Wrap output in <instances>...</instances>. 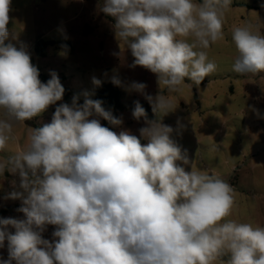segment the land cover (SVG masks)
<instances>
[{
	"label": "clouds",
	"instance_id": "1",
	"mask_svg": "<svg viewBox=\"0 0 264 264\" xmlns=\"http://www.w3.org/2000/svg\"><path fill=\"white\" fill-rule=\"evenodd\" d=\"M12 0H0V152L14 139L13 128L62 101L58 74L42 82L25 47L9 41ZM232 0H104L101 11L115 19L118 41L136 66L155 74L161 93L132 82L127 91L144 95L158 116L174 111L170 95L185 81L200 85L217 70L208 49L224 39V17ZM14 38V37H13ZM238 53L233 71L264 73V32L236 26ZM66 47V46H65ZM111 82L123 86L113 76ZM92 84L102 81L92 78ZM60 103L50 123L29 127L26 148L0 158V176H19L3 198L19 200L23 219L0 218V264H264V226L231 219L232 186L217 175L186 171V150L174 129L148 120L135 102L132 116L144 118L140 137L119 133L123 118L103 101L83 93ZM178 127H183L177 121ZM141 138L147 141L141 142ZM54 225L53 240L42 233ZM14 229V233L9 229ZM227 257V259H224Z\"/></svg>",
	"mask_w": 264,
	"mask_h": 264
},
{
	"label": "rangeland",
	"instance_id": "2",
	"mask_svg": "<svg viewBox=\"0 0 264 264\" xmlns=\"http://www.w3.org/2000/svg\"><path fill=\"white\" fill-rule=\"evenodd\" d=\"M103 3L104 0H12L10 38L6 43L25 47L40 70L42 82L46 83L51 78L50 72L55 71L69 95L64 94L62 101L49 106L41 115L15 125L14 139L0 152V158L26 148L29 127L50 123L60 103L71 105L73 96L84 101L85 91L94 99L97 87L92 84L93 77L102 84L111 83L113 76L122 81L119 88L125 109L119 117L123 118V124L114 129L117 133L129 130L140 137L139 129L147 125L144 119L133 118L132 107L136 101H148L138 92L127 91L126 86L132 82L145 83L146 93L154 97L161 89L155 74L140 66L129 67L134 57L118 41L113 27L115 19L101 11ZM244 24L264 32V0H232L224 17V39L208 49V58L215 61L217 70L200 85L186 80L177 93L168 94L164 90L176 109L157 119L174 129L172 138L182 152L186 150L190 163L180 162L186 171L193 168L217 175L232 186L235 206L230 218L264 226V73L239 75L233 71L238 53L232 30ZM39 40L68 41L72 50L56 45L49 47L47 56L41 58L35 52ZM91 118L100 119L103 125L102 118ZM178 120L183 127H178ZM141 142L147 141L141 138ZM13 181L18 185L19 176H7L6 172L0 176L3 197L13 188ZM16 204L2 199L0 209L16 208ZM14 213L21 219L22 213ZM46 229L52 235L55 226ZM0 259H8L1 248Z\"/></svg>",
	"mask_w": 264,
	"mask_h": 264
},
{
	"label": "trees",
	"instance_id": "3",
	"mask_svg": "<svg viewBox=\"0 0 264 264\" xmlns=\"http://www.w3.org/2000/svg\"><path fill=\"white\" fill-rule=\"evenodd\" d=\"M62 44L65 48L68 50H72V45L68 41H46V40H39L35 44V52L36 54L41 57L45 58L47 56V50L49 47H53L56 45ZM32 63L34 64L33 60L31 59ZM40 72V70H39ZM41 75V73H40ZM44 81H46L45 77H42ZM64 94L69 95V92H66ZM99 99L103 101V107L106 110H111L113 114L117 117H119L120 112H122L125 109V106L123 104V93L121 92L119 86L114 85L111 83H103L101 86L96 88L94 100ZM84 101L78 99L79 104H83ZM141 106L145 109L147 114L148 120H157L158 115L154 114L152 112L151 105L149 102H143L140 103ZM135 106L132 107V112L134 110ZM144 119V118H142ZM103 126L110 128L112 131H115L114 126L110 125L106 120L103 119ZM2 212H0L1 215ZM224 259H227V257H224Z\"/></svg>",
	"mask_w": 264,
	"mask_h": 264
},
{
	"label": "crops",
	"instance_id": "4",
	"mask_svg": "<svg viewBox=\"0 0 264 264\" xmlns=\"http://www.w3.org/2000/svg\"><path fill=\"white\" fill-rule=\"evenodd\" d=\"M11 174L12 173H9V172L6 171V175L7 176H11ZM12 190H13V188L11 189V191ZM2 199L4 200L3 195L0 194V200H2ZM9 202H11L13 204L18 202V204H16L17 207L16 208H11L10 206H7V207L1 208L0 212H2V213L0 215V218H9V217H11V218H17L18 219V217L16 216V214L14 212L17 211V209L21 206V201H19V200H9ZM18 213H20V212H18ZM22 217L24 218L23 213L21 214V219H23ZM49 226L50 225H48L47 227H49ZM46 230L42 233L43 238L44 239H48V238L53 239V236L50 234L49 230H47V232H46ZM1 250H3L4 252H6V254H8L7 241H5V246L3 248H1Z\"/></svg>",
	"mask_w": 264,
	"mask_h": 264
}]
</instances>
